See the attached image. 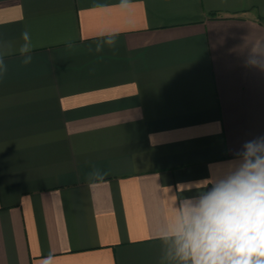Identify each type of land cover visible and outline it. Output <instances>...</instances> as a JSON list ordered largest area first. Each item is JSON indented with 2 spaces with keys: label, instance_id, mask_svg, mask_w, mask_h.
Listing matches in <instances>:
<instances>
[{
  "label": "crops",
  "instance_id": "1",
  "mask_svg": "<svg viewBox=\"0 0 264 264\" xmlns=\"http://www.w3.org/2000/svg\"><path fill=\"white\" fill-rule=\"evenodd\" d=\"M118 3L0 0L36 45L0 78V264H161L176 186L264 136V0Z\"/></svg>",
  "mask_w": 264,
  "mask_h": 264
},
{
  "label": "clouds",
  "instance_id": "2",
  "mask_svg": "<svg viewBox=\"0 0 264 264\" xmlns=\"http://www.w3.org/2000/svg\"><path fill=\"white\" fill-rule=\"evenodd\" d=\"M116 7L127 12L131 0H119ZM118 35L105 33L95 51L114 49ZM21 41L16 47L0 39V78L8 72L6 57L18 53L23 65L32 62L36 45L29 31L21 33ZM253 52L264 57V42ZM250 63L264 68V59ZM208 169V178L176 186L179 193L195 188L198 195L181 199L178 207L177 197L172 203L173 213L155 237L165 246L161 264H264V136L245 142L236 158ZM105 175L93 168L88 178L102 180ZM55 260L49 253L41 264Z\"/></svg>",
  "mask_w": 264,
  "mask_h": 264
}]
</instances>
